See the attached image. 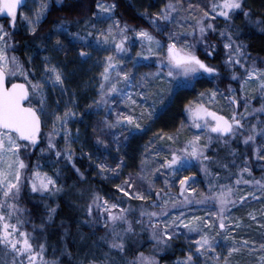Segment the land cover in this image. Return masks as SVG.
I'll return each instance as SVG.
<instances>
[{
	"label": "snow or ice",
	"instance_id": "snow-or-ice-1",
	"mask_svg": "<svg viewBox=\"0 0 264 264\" xmlns=\"http://www.w3.org/2000/svg\"><path fill=\"white\" fill-rule=\"evenodd\" d=\"M92 3L89 14L73 22L48 21L56 5L80 7H65L66 0H31L28 10L26 0H0L7 19L0 23V264H60L48 258L40 232L55 222L59 204L50 200L65 191L68 165L74 187L89 179L78 153L87 156L89 168L95 165L94 176L113 181L110 194L94 185L78 189L87 196L86 222L104 230L93 241L100 252L85 254L80 264H158L154 254L133 248L145 231L155 249L184 238L187 250L175 264H241V256L249 257L244 264H264V165L257 178L249 164L264 161V58L253 57L235 24L242 12L264 33V16L254 19L244 0H164L155 10L144 8L140 17L147 23L137 26L117 15L118 0ZM18 21L46 53L39 66L34 51L26 53L27 62L17 55ZM45 23L50 27L42 32ZM69 46L81 64L91 61L97 69L84 84L94 89L87 112L69 91L66 63L51 55H67ZM50 90L68 97L62 111L60 97L50 102ZM177 103L179 124L152 130ZM89 113L100 117L90 145L87 126L72 127ZM150 130L138 164H129V143ZM36 149L47 157L33 163ZM44 159L52 171L44 170ZM26 191L44 205L38 224L23 204ZM253 201L261 207H252ZM242 208L249 210L234 214ZM253 225L259 238L243 231Z\"/></svg>",
	"mask_w": 264,
	"mask_h": 264
},
{
	"label": "trees",
	"instance_id": "trees-1",
	"mask_svg": "<svg viewBox=\"0 0 264 264\" xmlns=\"http://www.w3.org/2000/svg\"><path fill=\"white\" fill-rule=\"evenodd\" d=\"M163 2L164 0H118L119 7L116 11L117 15H119L121 19L127 20L129 24H135L137 26L141 24L146 25L147 22L140 17V12L146 7H150L151 10H155L156 8H159ZM244 3L246 8L251 9L254 19L259 16H264V0H244ZM77 4H79L80 7L68 9L66 11L59 10L60 5H56L58 10L53 11L49 15L48 21L64 17L74 22L78 17L83 18V16L88 15L89 7L94 8L92 0H66L65 7H67V5ZM239 18L240 17H236V25L240 26L242 29L241 37L249 45L248 50L252 53L253 57L264 58V33H261L256 27L243 23L239 20ZM49 27L50 23H45L41 31H47ZM73 30H75L74 26ZM14 39L19 42L17 44V55H19L22 60L27 62L26 53L34 51L35 60L33 63L35 65L41 64V58L44 52L39 49L37 44L32 43L31 37L28 34L22 32L17 27L14 33ZM77 52V49L69 46L67 55H65L64 52H60L58 54L59 57L61 56L63 61L66 62L67 60L71 61L75 58ZM220 54L221 52L219 51L218 56H220ZM180 108L181 106L178 103L174 104L169 113L163 117L161 121H158L156 125H153L152 130H155V128L159 127L161 124H179V121L182 118ZM85 117L87 118L83 119L84 122L82 125V131L85 129V126H87L89 132L88 144L90 145L92 143L91 128L97 120L95 117H91L90 114ZM150 135L151 130L143 138H136L129 143L127 148V162L129 164H132L133 162L138 164L140 152L143 151V144ZM90 150L92 149H85V151ZM114 153L115 152L113 151L112 156L118 159L119 155L117 153L114 155ZM108 162L111 163V159H109ZM77 164L83 171H85L88 178L92 176V171H94L95 166L93 167L92 165V168H89L90 162L86 156L77 158ZM61 167H63V165H61ZM70 169L71 166L68 165V169L63 173L62 182L66 184L65 191L50 200V203H52L53 206L59 204L55 222L54 224L49 225L45 232H40L41 240L45 237L47 238L48 258H57L59 259L60 264H80V261L84 259L85 254H89L90 256L92 252L99 253L100 250L93 247V241L98 240L103 234L102 227H100L99 230H96L86 222L87 216L85 204L87 203V196H81L80 191L78 190L79 188L84 187L85 183L82 185L77 184L74 187L73 185L75 183L76 176L74 170ZM129 170L130 169L126 168L125 174H127ZM112 183L113 181L99 180L98 177L96 180H90V185H94V187L100 191L108 190ZM23 204L34 214V218L38 224L40 222V213L43 212L44 208L43 203L39 199H31L30 195L26 191ZM61 222H63V226H61ZM93 231H95V235H92Z\"/></svg>",
	"mask_w": 264,
	"mask_h": 264
},
{
	"label": "rangeland",
	"instance_id": "rangeland-1",
	"mask_svg": "<svg viewBox=\"0 0 264 264\" xmlns=\"http://www.w3.org/2000/svg\"><path fill=\"white\" fill-rule=\"evenodd\" d=\"M126 1H129V0H126ZM205 2H206V0H205ZM31 6H32L31 0H26V8L24 10H28L29 8H31ZM237 17H240L239 20H241L243 23L247 24V21L245 20L242 12ZM0 23L7 24V19L3 20V18H0ZM235 24H236V21H235ZM247 25H249V24H247ZM221 26H222V24H221ZM250 26H252V25H250ZM17 27L22 32L27 34L26 27L23 25L22 21H18ZM252 27H254V26H252ZM217 38H218V33H216L213 36V39H217ZM134 51L135 50H133V54H134ZM220 52H221V54H220L219 57H222V55H223V45H222V43L220 44ZM45 54L46 53H44L43 56ZM51 55H53L54 59L64 62L63 59L61 58V56L59 57L58 53H51ZM100 55H103V54L101 53ZM43 56H42V58H43ZM94 56H95V54H94ZM65 63H66L67 68H68V70L70 72V78H69V81H68L69 91L71 92V91L74 90L76 92V96L78 97L79 110L87 112L88 110H87L86 106L90 103L91 98L94 95V89L92 87H90V86L89 87H85L84 84L90 78L94 77L95 72L97 71V69L92 67V62L91 61L88 62V63H85V64H81L79 59H77V54L75 55V58H73L71 61L67 60ZM31 66H29V67H31ZM37 66H39V65L37 64ZM140 70L141 71H145V72L149 71L148 68H141ZM226 84H227V79H225V81L223 83H221V88L226 87ZM234 87L238 88V84H234ZM58 97H60V93L59 92H52L50 90L49 99H50V102L53 105L55 104V101H56V99ZM60 99H61V111H62L63 110V101L68 99V97H66V96L65 97H60ZM252 103L254 105H256L257 107L259 106V101L258 100H254V101H252ZM225 111H227V109H225ZM89 114H90L91 117L92 116L95 117L97 121L100 118L95 113H89ZM89 114H88V116H89ZM85 118H87V117H85ZM83 122H84V120H80L78 122V124H73L72 125L73 131H75V128L77 126H79L81 128V130H82ZM47 130H48V128L46 127L44 129V131L47 132ZM62 144H63V141L61 140V146H62ZM45 146H46V139H45ZM77 147H79V146H77ZM238 147L240 148V150L242 152L244 151V146L242 144L238 145ZM28 151H29V153H31L32 150H28ZM115 154L116 153H114V155ZM41 155L47 157V153L41 154L39 152V149H36L35 150V154L31 155V162L34 163L36 161L37 157L41 156ZM79 157H81V156L78 153L76 159L79 158ZM229 159H231V157H229ZM41 162L45 166L44 167L45 171H52L53 165H52L50 160L44 159ZM237 163H240L239 159L237 160ZM249 164L253 168V175H255L258 178L262 174L261 165H264V161H257V160H255V158H253L249 162ZM94 166L95 165L93 164V167ZM233 170L235 171V169H233ZM94 171H95V167H94ZM196 171L199 173L198 168L196 169ZM97 177L99 178V180L105 181V180L101 179V177H99V176H94L93 175V171H92V176H90L89 179L91 181H93V180H96ZM90 180H88V182H85L84 188H87L90 185ZM199 181H200V188H205L206 184L204 183V177H203L202 174H199ZM115 182L118 183L119 181L118 182L115 181ZM241 187H243V185ZM101 191L104 192V193H109L110 194L112 192V188L110 186V188L108 190H106V191L101 190ZM86 200H87V197H86ZM132 203L133 204H137L139 202L138 201H133ZM251 206L254 207V208H260L261 207V205L259 203L255 202V201H253L251 203ZM85 210H86V204H85ZM248 210H249L248 208H242V209H239V210L235 211L234 214L238 215V216L239 215H243V213L245 211H248ZM133 215H137L138 216V211L134 212ZM86 216H87V212H86ZM87 219H89V218L87 217ZM137 229H139L138 225H137ZM243 231L248 232L250 237L259 238V236H260V233L256 231V226L255 225H253L252 229H244ZM103 234H104V230H103ZM134 239L136 240V243L133 244V248L139 247V250L140 251H144L146 254H148V253L154 254L156 259H157L158 264H175V261L178 258L183 257L185 252H186V250H187V243L185 242L183 237H180L179 239L172 241V246L171 247L160 248V249H155L154 248V243L155 242L151 240L150 233H148L147 231H145L143 233H140L139 236L134 238ZM129 243H132V241L130 240ZM221 243H223V241H221ZM248 259H249V257H247V256H241L240 257L241 264H244V261H246Z\"/></svg>",
	"mask_w": 264,
	"mask_h": 264
},
{
	"label": "water",
	"instance_id": "water-1",
	"mask_svg": "<svg viewBox=\"0 0 264 264\" xmlns=\"http://www.w3.org/2000/svg\"><path fill=\"white\" fill-rule=\"evenodd\" d=\"M0 18L6 19V18L4 17V14H0Z\"/></svg>",
	"mask_w": 264,
	"mask_h": 264
}]
</instances>
